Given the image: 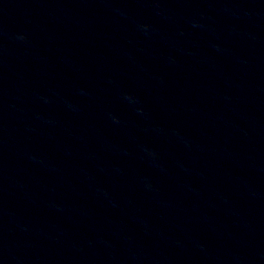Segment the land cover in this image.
<instances>
[{
    "label": "water",
    "instance_id": "95a60500",
    "mask_svg": "<svg viewBox=\"0 0 264 264\" xmlns=\"http://www.w3.org/2000/svg\"><path fill=\"white\" fill-rule=\"evenodd\" d=\"M0 264H264V0H0Z\"/></svg>",
    "mask_w": 264,
    "mask_h": 264
}]
</instances>
